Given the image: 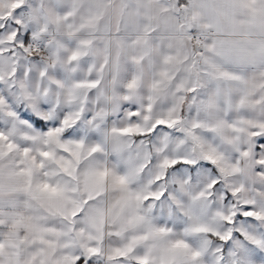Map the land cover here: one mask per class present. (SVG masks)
Here are the masks:
<instances>
[{
	"label": "snow or ice",
	"instance_id": "1",
	"mask_svg": "<svg viewBox=\"0 0 264 264\" xmlns=\"http://www.w3.org/2000/svg\"><path fill=\"white\" fill-rule=\"evenodd\" d=\"M0 264H264V0H0Z\"/></svg>",
	"mask_w": 264,
	"mask_h": 264
}]
</instances>
